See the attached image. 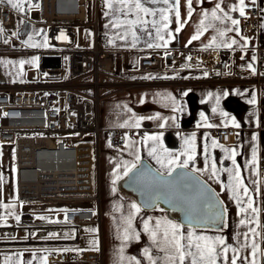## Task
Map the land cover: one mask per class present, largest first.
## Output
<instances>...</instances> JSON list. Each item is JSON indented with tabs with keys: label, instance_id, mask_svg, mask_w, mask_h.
<instances>
[{
	"label": "crops",
	"instance_id": "obj_1",
	"mask_svg": "<svg viewBox=\"0 0 264 264\" xmlns=\"http://www.w3.org/2000/svg\"><path fill=\"white\" fill-rule=\"evenodd\" d=\"M138 2L149 10L148 14L136 10L135 0H128L127 4L110 0V7L105 0H98L96 10L95 0L87 4L96 32L108 37L112 48L119 53L116 70L120 76L128 80L160 81L152 87L121 89L113 81L101 79L100 126L103 135L94 146V187L98 202L91 199L21 201L16 196L12 175L13 191L4 187L1 193L2 221H14L15 226L23 217H29L31 223L1 232L0 264H99L82 258V251H101L100 264H180L172 224L178 226L175 236L183 246V264H192L193 256L189 253L197 254L195 237L212 240L220 237L223 240L222 244L216 245V264H231L233 257L237 264H252L253 260L255 264H264V174L259 170L264 162V97L258 96L253 74L256 49L264 50V0H244V10L256 7L259 13L257 29L245 34L238 27L240 0H191V5L189 0ZM0 4L17 11L27 22L41 24L38 0H27L23 10L13 9L8 0H0ZM161 10L167 16L166 22L161 18ZM177 12L180 24H177ZM233 20L238 23L233 24ZM157 29L163 40L158 39ZM197 32L202 34L192 40ZM157 44L161 46L156 47ZM213 51H225L234 59V63L223 66L218 81L217 72L199 68L167 74L137 69L139 60L152 53L206 54ZM253 97L254 103L251 102ZM219 129L235 131L231 144L223 145L216 140L214 133ZM115 133L125 138L121 147L108 144V137ZM213 141L217 146H213ZM153 147L156 154L150 155ZM184 153L194 154V159L184 169L191 172L193 168L197 169L193 173L216 192L224 206L225 219L218 230L182 226L171 212L159 208L144 212L132 195L118 188V183L125 177L126 163L137 165L144 159L166 174L168 167L162 168L156 155L165 163L168 159L181 163L187 158ZM172 167L176 168L175 165ZM237 169L239 182L235 179ZM117 174L120 179L113 184ZM72 209L92 211L95 219L65 224L64 215ZM189 233L193 236L191 247ZM4 236L6 240H3ZM200 243L203 246L205 242ZM253 244L258 246L255 257ZM59 254H64L66 260L50 262L47 259ZM196 259L197 264H201L198 254Z\"/></svg>",
	"mask_w": 264,
	"mask_h": 264
},
{
	"label": "built area",
	"instance_id": "obj_2",
	"mask_svg": "<svg viewBox=\"0 0 264 264\" xmlns=\"http://www.w3.org/2000/svg\"><path fill=\"white\" fill-rule=\"evenodd\" d=\"M94 10L98 9L95 0ZM38 20L48 29L47 51H40L39 74L22 85L0 87V144L14 156L13 175L16 196L21 201L77 202L91 199L98 202L94 187V146L103 135L100 126L99 89L101 79L113 81L121 89L152 87L160 81L128 80L116 70L119 53L108 37L96 32L89 17L86 0H38ZM258 9H245L239 19L242 34L257 29ZM16 13L0 4V50L9 32L14 30ZM89 28L90 46L79 48L73 27ZM216 56L213 63L208 61ZM234 63L230 53L213 51L206 54L179 52L172 55L148 54L138 63L139 72L172 73L199 68L218 73ZM254 82L259 98L264 97V50L256 49ZM216 140L229 145L233 129H219ZM108 144L117 148L124 144L120 133L108 137ZM8 150V151H9ZM264 174V162L260 164ZM94 213L72 209L63 222L75 225L93 221ZM31 223L23 217L15 226ZM89 262L101 263V251H82ZM51 261H65L64 254L48 256Z\"/></svg>",
	"mask_w": 264,
	"mask_h": 264
},
{
	"label": "water",
	"instance_id": "obj_3",
	"mask_svg": "<svg viewBox=\"0 0 264 264\" xmlns=\"http://www.w3.org/2000/svg\"><path fill=\"white\" fill-rule=\"evenodd\" d=\"M118 188L132 195L142 211L171 212L182 226L212 230L223 226L225 210L216 192L187 169L176 167L169 176L141 159Z\"/></svg>",
	"mask_w": 264,
	"mask_h": 264
},
{
	"label": "rangeland",
	"instance_id": "obj_4",
	"mask_svg": "<svg viewBox=\"0 0 264 264\" xmlns=\"http://www.w3.org/2000/svg\"><path fill=\"white\" fill-rule=\"evenodd\" d=\"M90 1L93 0H86V3L89 5ZM19 15L16 11L14 30L9 32L5 39L4 47L0 50V87L22 85L33 73L37 74V80H42V76L39 74L41 60L38 54L40 51H47L45 37L48 29L43 24L27 22ZM73 33L79 48L90 46V29L75 26L73 27ZM237 64L239 65V61H237ZM100 92L102 90H99V94ZM8 150V148H4L0 144V235L5 230L17 229L13 225L14 221H2V218H4L1 202L2 190L5 187L8 191H13L14 156ZM3 238V240H6L7 237L4 236Z\"/></svg>",
	"mask_w": 264,
	"mask_h": 264
},
{
	"label": "snow or ice",
	"instance_id": "obj_5",
	"mask_svg": "<svg viewBox=\"0 0 264 264\" xmlns=\"http://www.w3.org/2000/svg\"><path fill=\"white\" fill-rule=\"evenodd\" d=\"M105 2L109 5V7L111 6L110 0H105ZM121 2L127 4L128 0H121ZM154 2H155V0H154ZM167 2H168V0H164V3H167ZM8 3L12 6L13 9L23 10L25 5L27 4V0H24L23 4L21 3V0H8ZM189 5H191V0H189ZM240 5H241L240 14L243 16L244 15V7H243L244 6V0H240ZM217 7H219V5H217ZM135 8L138 12H144L145 14H148V12H149L148 9H145L140 5L138 0H135ZM163 12H164V10H161V13H162L161 18L166 22L167 16L163 15ZM176 15H177V24H180L179 12H177ZM212 15L215 18V16H216L215 12H213ZM133 23H135V22H133ZM203 23L204 22L201 21V25H203ZM232 23L237 24L238 21L233 20ZM164 27L165 28L167 27V23H165ZM0 31H2V29H0ZM177 31H179V27L177 28ZM201 34H202V32H197V34L192 36L191 39L196 40L199 38V36ZM169 35H171V34H169ZM157 36H158V39H161V40L164 39L163 36L160 35V29H157ZM166 43L167 42H165V45H166ZM189 43H191V41H189ZM233 43H235V41H233ZM155 46L160 47L161 45L157 44ZM208 46L211 47V45H208ZM225 46H229V45H225ZM149 47H152V45L150 44ZM21 63H23V62H21ZM251 67L252 66L249 65V68H251ZM251 102H253V103L255 102V97H253V100ZM136 126L137 127L139 126V121H137ZM151 139L156 140V139H158V137H152ZM253 139H255V137H253ZM213 146H217L215 141H213ZM224 151L227 152L228 150L224 149ZM149 154L155 155L156 154V148L153 147ZM184 155H186L187 158L184 159L183 162H181V163H177V161L175 159H168L167 163H165V160L161 159V157L158 155H156V160H157V163H159L162 168L168 167V175L171 176L172 172L174 171V167H172L173 165H175L176 167H180V168H187L189 161L194 159V154H192V153H184ZM234 157H235V153L233 152L232 158H233V164L235 165ZM136 160L137 161L139 160V156L136 157ZM254 162H255V151L253 152V163ZM136 166H137L136 163H131L130 165L126 163L125 167H124V173L123 174L125 176H127L129 174V172L132 171V169L136 168ZM192 171L195 172V171H197V169L193 168ZM215 171H216L215 165H213V174H215ZM229 172L231 173L232 170L230 169ZM161 176H162V174H161ZM117 179H120V176L118 174L116 175L115 179L113 180V184L116 183ZM235 179L237 182H239L240 177H239V170L238 169L236 170ZM231 190L232 189L230 187V191ZM247 191L248 190L245 188L244 193L247 194ZM239 202L240 201L238 200V203ZM248 203L251 204V200H249ZM132 207L135 209L136 205L133 204ZM255 211H256V209L253 208V212H255ZM17 219H19V217H17ZM241 223H244V221L242 220ZM157 225L159 226V221L157 222ZM145 227L147 228V225H145ZM171 229L173 230V242H174V246H175V251L179 254L180 264H183L184 258H185L184 252L181 251L183 246L179 243V239L175 236V232L177 231L178 226L175 224H172ZM252 231H253V235H256L255 230H252ZM165 235L167 236V233ZM188 239H189V247H191L192 246V240H193V236L191 233H189ZM195 240L197 241L195 246H196L197 254L199 255V260H200L201 264H216V261L214 258V255L216 253V245L222 244L223 240L220 237H216L215 240H212V238H209V237H195ZM200 241L205 242L203 244V246L201 245ZM257 248H258V246L256 244L252 245V254L254 257L256 255ZM224 251L227 252V248H225ZM233 252H235V249H233ZM197 254L189 253V255L193 256L192 264H197V259H196ZM231 264H237L235 257H233V259L231 260ZM252 264H255V260H253Z\"/></svg>",
	"mask_w": 264,
	"mask_h": 264
},
{
	"label": "bare ground",
	"instance_id": "obj_6",
	"mask_svg": "<svg viewBox=\"0 0 264 264\" xmlns=\"http://www.w3.org/2000/svg\"><path fill=\"white\" fill-rule=\"evenodd\" d=\"M208 61H211L214 63L216 61V56L214 54L211 55Z\"/></svg>",
	"mask_w": 264,
	"mask_h": 264
}]
</instances>
